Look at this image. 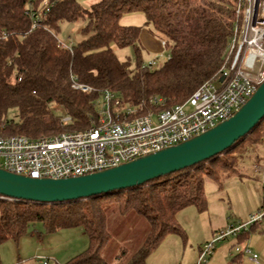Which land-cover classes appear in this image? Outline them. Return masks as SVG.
<instances>
[{
	"label": "trees",
	"instance_id": "obj_1",
	"mask_svg": "<svg viewBox=\"0 0 264 264\" xmlns=\"http://www.w3.org/2000/svg\"><path fill=\"white\" fill-rule=\"evenodd\" d=\"M236 3L95 0L84 8L79 0H0V33L6 34L0 37V137L36 139L84 130L104 91L127 104L141 105L143 112L152 97L163 98L166 108L182 104L221 67L235 23H240ZM134 13L143 16L142 27L120 24L123 16ZM79 18L85 19L81 40L69 50L61 48L57 40L61 25ZM142 28L163 41L168 51L169 58L158 68L150 70L138 62L132 69L114 53L115 48L132 46L138 54ZM74 84L89 87L92 93L74 89ZM52 106L62 108L71 123L63 126ZM262 141L264 119L219 156L137 188L51 205L0 199V245L17 243L37 223L48 234L80 228L88 245L64 264H105L102 250L111 239L107 213L115 207L119 215L134 212L148 223L139 249L119 264H146L164 234L177 230L178 211L188 206L205 210L203 177L217 180L220 172H236L237 156ZM258 210H264V201ZM259 225H250V230ZM247 235L241 232L237 239Z\"/></svg>",
	"mask_w": 264,
	"mask_h": 264
},
{
	"label": "built area",
	"instance_id": "obj_2",
	"mask_svg": "<svg viewBox=\"0 0 264 264\" xmlns=\"http://www.w3.org/2000/svg\"><path fill=\"white\" fill-rule=\"evenodd\" d=\"M235 15L240 23H235L216 76L204 81L182 104L166 108L163 98L152 97L143 112L141 105L127 104L104 91L95 100V113L84 130L36 139L0 137V170L31 179L84 176L184 143L230 119L264 82V0H237ZM5 36L0 33V37ZM161 45L165 48L163 41ZM59 46L70 49L60 42ZM168 58L169 54L165 60ZM162 62H151L146 68H158ZM72 87L92 93L89 87ZM60 123L65 126L71 119L65 115ZM261 223L264 210L250 216L245 224L216 234L202 246L195 264H206L215 242L229 235L237 237L247 225ZM234 252L253 264L259 262L258 254L247 247Z\"/></svg>",
	"mask_w": 264,
	"mask_h": 264
},
{
	"label": "rangeland",
	"instance_id": "obj_3",
	"mask_svg": "<svg viewBox=\"0 0 264 264\" xmlns=\"http://www.w3.org/2000/svg\"><path fill=\"white\" fill-rule=\"evenodd\" d=\"M94 1L79 0L84 8H89ZM121 22L142 27L144 18L140 13L128 14ZM84 25L83 18L62 24L57 40L64 46L76 43L82 38ZM140 33L138 54L132 46L114 49L116 57L128 62L132 69L138 62L147 67L151 62L164 61L168 54L158 37L149 34L146 28ZM51 111L58 117L65 116L58 106H52ZM245 144L248 145L244 143L243 146ZM235 170L229 175L220 172L217 180L203 177L205 210L199 212L194 206H188L178 211L177 230L164 234L146 258V264H195L202 246L210 243L216 234L243 225L250 216L261 212L258 209L264 201V141L237 156ZM259 226L250 230L247 225L248 235L242 241L229 235L215 242L210 255L206 256V264H253L246 256L234 252L235 248L245 247L257 252L258 264H264V223ZM107 230L111 239L103 248L102 257L105 264H119L139 249L148 232V223L134 212L119 215L116 208L111 207L107 213ZM87 245V237L80 228L48 234L42 224L37 223L17 243L6 241L0 245V264H64L84 251Z\"/></svg>",
	"mask_w": 264,
	"mask_h": 264
},
{
	"label": "water",
	"instance_id": "obj_4",
	"mask_svg": "<svg viewBox=\"0 0 264 264\" xmlns=\"http://www.w3.org/2000/svg\"><path fill=\"white\" fill-rule=\"evenodd\" d=\"M262 119L264 82L230 119L184 143L116 167L57 180L31 179L0 170V199L51 205L137 188L219 156L242 140Z\"/></svg>",
	"mask_w": 264,
	"mask_h": 264
},
{
	"label": "crops",
	"instance_id": "obj_5",
	"mask_svg": "<svg viewBox=\"0 0 264 264\" xmlns=\"http://www.w3.org/2000/svg\"><path fill=\"white\" fill-rule=\"evenodd\" d=\"M120 24H121V25H124V26H128V24L122 23V22H121V20H120ZM136 26H138V25H136ZM140 35H141V33H140ZM140 35H139V37L141 38V36H140ZM160 42H161V41H160ZM258 249H261V246H259V248H258ZM256 253H257V252H256Z\"/></svg>",
	"mask_w": 264,
	"mask_h": 264
}]
</instances>
